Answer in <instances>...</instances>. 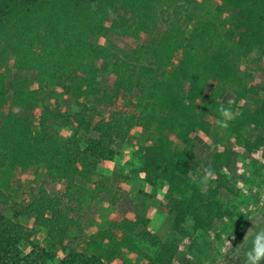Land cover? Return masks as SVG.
Here are the masks:
<instances>
[{
  "label": "trees",
  "instance_id": "obj_1",
  "mask_svg": "<svg viewBox=\"0 0 264 264\" xmlns=\"http://www.w3.org/2000/svg\"><path fill=\"white\" fill-rule=\"evenodd\" d=\"M205 7L218 19L202 21ZM158 24L159 35L145 41ZM255 57L264 58V0H0V204L11 198L14 170L42 165L65 181L59 194L39 187L25 203L0 212V264H173L183 240L190 249L214 219L231 218L220 201V190L230 188V159L235 149L264 147V136L244 135L248 127L264 130V79L248 65ZM12 70L32 71L38 85L7 90ZM48 84L69 100L68 108H50L39 98L38 88ZM131 93L135 108L128 106ZM248 95L253 110L244 106ZM229 100L232 116L221 138L234 148H211L201 168L193 133L207 135ZM36 108L32 121L25 112ZM49 118L69 134L56 136ZM136 127L154 136L137 146L138 164L127 180L141 185L135 195L156 198L157 211L170 216L167 236L159 241L147 232L144 216L112 212L79 251L73 241L82 230L81 209L70 188L78 178L97 195L104 183L93 177ZM24 217L57 253L31 240L18 221ZM25 242L30 249L22 253Z\"/></svg>",
  "mask_w": 264,
  "mask_h": 264
},
{
  "label": "rangeland",
  "instance_id": "obj_2",
  "mask_svg": "<svg viewBox=\"0 0 264 264\" xmlns=\"http://www.w3.org/2000/svg\"><path fill=\"white\" fill-rule=\"evenodd\" d=\"M199 14L202 21L218 19L211 7L203 8ZM162 29L163 25L158 24L153 35H147L145 41L153 42ZM112 40L118 49L127 50L125 43L116 38ZM248 65L255 78L264 79V58H251ZM101 82H105L104 77L101 78ZM37 85L38 81L35 80V74L32 71L12 70L5 79L7 90L12 87L35 88ZM38 96L50 108L54 104H59V107H63L65 110L70 103L68 99L62 97L60 90L51 84L38 88ZM134 100L135 94L131 93L128 98V106L131 108L136 107ZM254 101V96L248 95L244 99V106L253 110ZM25 114L33 121L34 115L37 114V108L33 112H25ZM218 121L212 123L207 135L193 133L194 162H197L201 168L206 166L211 148L223 144L232 145L230 138L222 140V126ZM58 123L49 118L47 121L49 130L56 136L69 134L68 128L58 126ZM244 135L252 141L255 136H264V130L258 127H248L244 129ZM79 136L82 138L84 135L80 134ZM153 136L152 130L141 127L133 128L128 133L117 146L113 159L104 165V170L98 171L97 175L93 177V179L104 183L97 195L89 194L93 188L91 184L78 178L75 179L74 182L77 185L70 188V191H75V195L77 193L79 196L82 226L81 232L73 241L77 250L85 249L86 238L96 229L102 227L103 222L112 212H119L126 216H144L148 219L145 230L154 234L159 241L165 240L166 237L161 240L156 234L160 223L166 216L157 211V199L152 197L144 201L140 195H135L141 185L133 179L127 180L128 177H132L131 170L138 164L135 154L137 146L145 143L147 139H152ZM175 145L177 146V142ZM232 148H234L233 145ZM259 148L258 152L252 150L249 153L243 149H235L237 153L232 155L227 166L226 175L230 188L220 190V201L224 206L231 208V218L214 219L207 235L195 241L190 249H187V239L183 240L184 245L177 250L173 264H251L249 253H253V242L257 235L264 234V147L260 146ZM39 187L44 188L50 194H59L65 188V181H58L49 176L42 165L35 166L29 172L12 171L9 177L11 198L8 199L7 205L0 204V212H3L8 206L13 207L14 204L25 203L29 199V193ZM24 218L25 220L18 219V221L30 230L31 240L38 241L50 251L57 253L58 248L49 244L44 237L43 230L39 227L32 228L30 218ZM168 219V224L163 223L162 228H167V225L170 227V216ZM20 249L22 253H26L30 249V244L25 242L20 246ZM121 256L130 258L129 255L124 254V250ZM117 260L119 259L117 258ZM125 260H127V264H133L129 259ZM115 261H111V264H116ZM258 264H264V259H261Z\"/></svg>",
  "mask_w": 264,
  "mask_h": 264
},
{
  "label": "clouds",
  "instance_id": "obj_3",
  "mask_svg": "<svg viewBox=\"0 0 264 264\" xmlns=\"http://www.w3.org/2000/svg\"><path fill=\"white\" fill-rule=\"evenodd\" d=\"M234 101L229 100L228 101V107H225L224 105L219 106L218 112L220 113V116L223 118L218 121L221 126L226 127L227 126V120L231 118V104ZM253 253H249V261L251 264H258V262L261 259H264V234H259L256 237V240L253 242Z\"/></svg>",
  "mask_w": 264,
  "mask_h": 264
},
{
  "label": "crops",
  "instance_id": "obj_4",
  "mask_svg": "<svg viewBox=\"0 0 264 264\" xmlns=\"http://www.w3.org/2000/svg\"><path fill=\"white\" fill-rule=\"evenodd\" d=\"M168 217L169 216H164V219H163V221L160 223V228H158L157 229V232H156V234H158L159 235V238L161 239V240H163L166 236H167V233H168V230H169V227H168V225H167V228H162V226H163V223H167L168 224ZM163 235V236H162Z\"/></svg>",
  "mask_w": 264,
  "mask_h": 264
}]
</instances>
